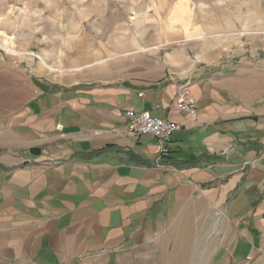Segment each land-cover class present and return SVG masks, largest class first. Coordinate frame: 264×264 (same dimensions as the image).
<instances>
[{
  "label": "crops",
  "instance_id": "crops-1",
  "mask_svg": "<svg viewBox=\"0 0 264 264\" xmlns=\"http://www.w3.org/2000/svg\"><path fill=\"white\" fill-rule=\"evenodd\" d=\"M255 38L243 46L226 35L175 59L168 42L158 57L128 59L114 78L108 63L83 77L94 66L81 69L79 52L62 80H34L25 106L0 120V264H171L178 233L171 240L165 228L183 233L194 211L210 209H223L234 230L222 258L264 259ZM182 88L195 118L175 106ZM128 109L179 125L160 164L155 138L128 133Z\"/></svg>",
  "mask_w": 264,
  "mask_h": 264
},
{
  "label": "rangeland",
  "instance_id": "rangeland-1",
  "mask_svg": "<svg viewBox=\"0 0 264 264\" xmlns=\"http://www.w3.org/2000/svg\"><path fill=\"white\" fill-rule=\"evenodd\" d=\"M226 35L243 46L256 37V57L264 67V0H0V120L25 106L37 90L34 80L72 73L79 52L87 63L81 69L94 66L83 77H97L108 63L114 78L129 67L128 59L158 57L168 42L175 59L187 49L201 55ZM194 212L196 224L183 233L181 227L164 230L171 240L178 233L171 264L264 263L260 253L237 263L222 258L234 231L224 210Z\"/></svg>",
  "mask_w": 264,
  "mask_h": 264
},
{
  "label": "built area",
  "instance_id": "built-area-1",
  "mask_svg": "<svg viewBox=\"0 0 264 264\" xmlns=\"http://www.w3.org/2000/svg\"><path fill=\"white\" fill-rule=\"evenodd\" d=\"M175 106L178 110L191 115L193 118L197 115L196 102L185 88H182L177 93ZM126 116L127 131L129 134L139 136L147 135L155 138L159 143L156 163L160 164L164 159H167L170 152L169 144L171 136L179 128V125L161 117L138 113L133 109H128Z\"/></svg>",
  "mask_w": 264,
  "mask_h": 264
}]
</instances>
